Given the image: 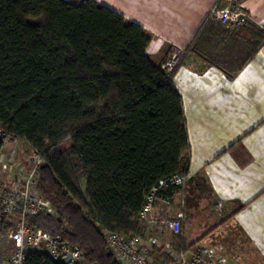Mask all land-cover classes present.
<instances>
[{"label": "trees", "instance_id": "16d2710c", "mask_svg": "<svg viewBox=\"0 0 264 264\" xmlns=\"http://www.w3.org/2000/svg\"><path fill=\"white\" fill-rule=\"evenodd\" d=\"M162 45L97 0H0V123L46 155L38 187L57 209L28 221L93 264H121L107 233L146 236L147 194L190 172L175 72L151 56ZM263 45L252 20L232 30L209 16L187 51L234 75ZM27 264L66 263L30 253Z\"/></svg>", "mask_w": 264, "mask_h": 264}, {"label": "crops", "instance_id": "0c3cea01", "mask_svg": "<svg viewBox=\"0 0 264 264\" xmlns=\"http://www.w3.org/2000/svg\"><path fill=\"white\" fill-rule=\"evenodd\" d=\"M97 1L161 38L163 45L151 54L155 60L165 59L172 46L188 47L217 4L244 9L264 28V0ZM174 82L183 98L191 144L188 181L199 175L206 179L216 212L210 222L198 225L200 230L189 229L186 220L174 235L162 220L181 209L176 203L184 193L178 187L169 207L157 200L149 211L146 236L162 251L166 236H181L187 250L198 244L232 249L239 231L246 238L237 243L244 264H264V45L234 75L187 54Z\"/></svg>", "mask_w": 264, "mask_h": 264}, {"label": "built area", "instance_id": "2783aa9c", "mask_svg": "<svg viewBox=\"0 0 264 264\" xmlns=\"http://www.w3.org/2000/svg\"><path fill=\"white\" fill-rule=\"evenodd\" d=\"M210 16L234 27L251 20L247 11L230 4L215 5ZM187 54V47L172 46L161 62L164 72H176ZM0 143V264H27L30 253H44L66 264H93L85 258L81 248L72 244L68 238L53 235L28 221L40 213L57 215L53 203L38 187L39 169L45 163L46 155L15 136L1 123ZM188 179L189 175L175 174L153 187L147 194L141 218H147L157 200L169 207L174 197V190H169V187H180ZM162 223L174 235H179L183 213L164 219ZM106 237L108 249L121 264H244L238 250L224 246L198 244L180 252L173 249L171 242H167L165 253L160 256L156 253L154 240L147 236L109 232Z\"/></svg>", "mask_w": 264, "mask_h": 264}, {"label": "rangeland", "instance_id": "374dc122", "mask_svg": "<svg viewBox=\"0 0 264 264\" xmlns=\"http://www.w3.org/2000/svg\"><path fill=\"white\" fill-rule=\"evenodd\" d=\"M210 19L224 25V27H226L228 29L233 30V29L237 28L234 26L225 25V24L221 23L220 21L214 19L212 16H210ZM190 54L201 59L202 63L207 65V63L205 62V60L203 59L202 56L195 54V53H190ZM13 148H15V147H13ZM13 148H11V149H13ZM16 149H18V148H16ZM180 188H182V193H184V194H182V196L178 199V201L176 203V205L179 208H181L177 212V214L179 212L183 213V224L187 220V227L189 226V229L193 227V230H194L197 227V230H200V227H198V225L200 223H202L201 225L203 226L205 224V222H210L211 221L210 219L213 218V217H210V215H212V213L214 211L216 212V209H215L216 205H214L215 199L211 194L209 184L207 183L206 179L202 175H199L198 177H195L193 179V181L187 180L184 185L180 186ZM191 189L194 192L196 191L197 194L195 195V193L192 192ZM171 210H173V209H171ZM177 214H176V216H177ZM176 216H174V217H176ZM168 218H173V217L169 216ZM197 233L198 232H196L195 234H197ZM237 234H238V237L235 238L236 242L246 240L245 236L243 234H241L239 231ZM164 238H163L164 243L165 242H171L174 250H177L180 252L181 251H187V249L184 246L183 239L181 238V236H175V237L166 236ZM236 244H235L236 248H233V249L240 250V248H239L240 245L238 246V244L237 245ZM192 245H194V243ZM156 251H157L156 252L157 255H160V256L165 253V251L164 250L162 251V249L160 247H157Z\"/></svg>", "mask_w": 264, "mask_h": 264}]
</instances>
